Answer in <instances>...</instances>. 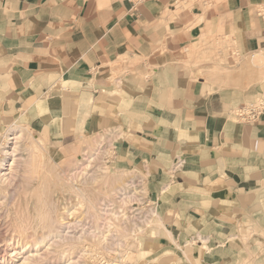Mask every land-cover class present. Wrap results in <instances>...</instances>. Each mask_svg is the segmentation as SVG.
<instances>
[{"label": "crops", "instance_id": "crops-1", "mask_svg": "<svg viewBox=\"0 0 264 264\" xmlns=\"http://www.w3.org/2000/svg\"><path fill=\"white\" fill-rule=\"evenodd\" d=\"M262 3L195 15L171 0H0V99L62 145L106 130L112 165L146 175L149 264H227L264 187V115L229 118L264 97V79L217 85L184 63L211 34L234 36L245 54L264 47Z\"/></svg>", "mask_w": 264, "mask_h": 264}, {"label": "bare ground", "instance_id": "bare-ground-1", "mask_svg": "<svg viewBox=\"0 0 264 264\" xmlns=\"http://www.w3.org/2000/svg\"><path fill=\"white\" fill-rule=\"evenodd\" d=\"M258 51L264 53V47ZM259 58L250 56L244 64L247 67ZM31 129L26 124L12 121L3 132H0V225L3 218L9 220L12 213V224H14L12 227L14 234L11 232L8 238H0V264H7L8 249L14 243L20 244L21 247L29 244L28 246L34 249L35 246L48 242L50 245L46 252L48 258L56 259V263L53 259L54 262L50 261L48 264H62L60 260H63V264H79L82 262L77 261L81 258L80 255H76L78 253L86 255L97 249L99 250L95 254L100 253L101 248L107 249V246L112 244L127 247L126 240L131 239L129 233L132 229L120 227L115 222L119 219L123 223L120 217L117 218L119 213L112 210L110 206L116 204V199H119L117 202L120 205H127L131 199L140 200L141 197L136 195L134 177L108 172L109 168L95 165L99 155V145L111 136L105 134L93 139L94 148L82 154L80 159L74 155L67 158L64 152L60 154V158H57L51 153V149L47 148L46 142ZM55 172L58 177L56 182L51 179ZM97 176H100L103 179L102 183L104 181L109 188H106L105 193L101 190L102 195L95 199L91 196L93 192L91 185ZM53 190L57 191L60 198L53 197ZM47 192L53 197V201H50V197L46 195ZM73 195L78 197V204H80L79 201L85 202L83 213L84 216L92 219L93 223L90 222L94 224L93 227L85 222V217L84 222L79 220V216H77L78 219L76 217L72 219L75 210L73 206H70ZM100 200L101 202H96ZM119 207L117 208L120 209ZM129 208V206L125 207V209ZM119 212L122 213L120 210ZM125 219L127 220V217ZM76 226L78 230H74ZM234 238L231 237L230 241ZM87 239L90 240L84 247L83 242ZM12 252H15L14 248ZM44 256L41 257L44 259ZM37 257L32 259L29 255H25L22 259L32 264L31 261L40 259ZM125 257L127 259V255ZM128 257L130 260V255Z\"/></svg>", "mask_w": 264, "mask_h": 264}, {"label": "rangeland", "instance_id": "rangeland-1", "mask_svg": "<svg viewBox=\"0 0 264 264\" xmlns=\"http://www.w3.org/2000/svg\"><path fill=\"white\" fill-rule=\"evenodd\" d=\"M222 1L223 0H171V4L176 7L177 14L180 11L191 10L196 15L201 14L203 11L211 8L213 5L221 4ZM253 12V15H255L256 18L260 19L258 25L264 27V3L257 5L254 8ZM184 54L186 55L184 63H186L187 66H192L193 68H195L197 71V75H201L206 81L212 84H228L240 89H249L253 88L254 86H258L260 80L264 79L262 78L264 76V53L257 50L253 54H245L244 51H240L238 49L234 36L232 35L228 36L222 33L219 35H208L204 39L189 45L186 51L184 49ZM250 56H252V58L253 56L260 58L246 67L244 63L247 59H249ZM237 109L238 107H234L233 109H231L229 118H232L233 120L242 123L243 121L238 116ZM10 121H16V123H22L23 125L26 124L29 129L32 128L31 130L44 142H46L45 144H47V148L51 149V153L54 154L57 158H60V154H63L64 152V154L67 155V158L69 156L74 155L80 159L82 154L90 152L91 148H94L92 143L94 141L92 140L97 139L100 135L105 136L106 133V130H101L91 135H88L86 133H80V135H77L76 141L68 145H62L55 137H49L43 134L40 125L36 123L34 119L30 118V116H28L27 113L23 111V109H14L12 107L10 108L3 100L0 99V132H3L8 127V125L11 123ZM110 138L108 137L107 140H104L99 145V155L97 157L98 159L95 161V165H101L103 167L109 168L110 171L107 170L108 172L123 173L125 174V177H134V188L136 190V195L141 197L140 200L131 199L129 203H127V205H120L117 202L119 199H116V204L110 206L112 210H116L119 213V215L117 214V218L120 217L123 223H121L119 219L115 222L123 228L131 227L132 231H130L129 233L131 235V239L126 240V242L128 243L127 247L126 245L116 246V244H112L108 245L107 249L101 248L100 253L95 254V252H98L99 249L95 250V252L86 255L85 253H78L76 255H80L81 258H79V260L77 261L82 262L79 264H149L150 262L155 261V256L149 251L143 250L142 239L153 226L156 217L155 210L153 208H150L152 204L150 203V201L146 200V175L134 169H118L117 167L112 165V145ZM61 165H63V163ZM60 169L61 168L57 170ZM56 175L57 172H55V175H53V177L51 178L52 181H57L58 177ZM100 178V176H97L94 179L95 181H93L94 183L92 182L91 185V188H93L91 196L95 197V199H97L98 196L102 195L101 190H103V193H105L106 188H109L107 187L108 184L104 183V181L102 183L103 179ZM46 195L50 197V201H53V197L59 196L56 190L52 191L53 197L49 196V192H47ZM77 200L78 197H75L73 195L71 198L72 202L70 204V206H73L75 208L72 214L74 215L72 216V219H74V217L78 219L77 216H79V220L84 222L86 218L85 222L93 227L94 224H92V219L86 217V215L84 216L83 213L86 206L85 202L79 201L80 204H78ZM96 202H101V200ZM128 206L130 208L125 209V207ZM117 207H119L120 209H118ZM119 210L122 213H120ZM150 211L154 213H149ZM249 212L251 213V215L245 216L248 220L246 219L247 221L244 222L243 227H241L239 232L236 233V245L230 255L231 258L227 264H264V187L252 192L251 206ZM128 214L130 216H128ZM2 216H4V214H2ZM11 216L13 217V213ZM11 216L9 220H5V217H2L3 222H1L0 225V238H8L9 235H11L12 233L14 234L12 230L14 224H12L13 220ZM126 217L127 220L125 219ZM76 224L78 225V223ZM78 227L76 226V229L74 228V230H78ZM89 240L90 239H87L83 242L84 247L87 246ZM48 244L49 243L46 242L40 244L38 247L35 246L33 249L28 246L29 244L21 247L20 244L14 243L13 245H10L11 249H8L9 252L6 256V259L8 260L7 264H29L27 263V261H24L22 259V256L24 257L25 255H29V257H31L32 259L37 256L40 258L39 259L37 257L39 259L38 261H31L30 263L32 264H48L50 263V261L54 262L52 261L54 258L49 259L48 254L46 253L48 250L47 248L50 247V245ZM12 248L15 249L14 253L12 252ZM43 253L46 256L42 255ZM123 253L127 255V259ZM128 255H130V260H128ZM41 256H44V259ZM54 260L56 263V259ZM60 262L63 264V260H60Z\"/></svg>", "mask_w": 264, "mask_h": 264}, {"label": "built area", "instance_id": "built-area-1", "mask_svg": "<svg viewBox=\"0 0 264 264\" xmlns=\"http://www.w3.org/2000/svg\"><path fill=\"white\" fill-rule=\"evenodd\" d=\"M132 6L138 2L146 0H128ZM238 116L243 122L253 123L258 121L264 115V97L255 101L245 103L238 107Z\"/></svg>", "mask_w": 264, "mask_h": 264}]
</instances>
